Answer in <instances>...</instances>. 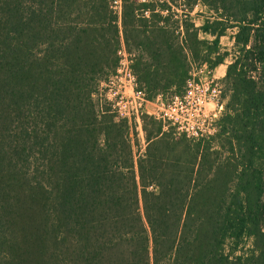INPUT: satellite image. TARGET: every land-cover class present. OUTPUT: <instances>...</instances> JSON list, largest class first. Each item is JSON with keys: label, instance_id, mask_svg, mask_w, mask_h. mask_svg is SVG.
I'll list each match as a JSON object with an SVG mask.
<instances>
[{"label": "trees", "instance_id": "trees-1", "mask_svg": "<svg viewBox=\"0 0 264 264\" xmlns=\"http://www.w3.org/2000/svg\"><path fill=\"white\" fill-rule=\"evenodd\" d=\"M202 1L216 19H184L182 42L154 2L121 5L139 90L222 63L237 28L216 136L154 119L135 159L128 120L93 98L118 64L114 0H0V264H264V0ZM244 236L255 250L225 252Z\"/></svg>", "mask_w": 264, "mask_h": 264}, {"label": "rangeland", "instance_id": "rangeland-1", "mask_svg": "<svg viewBox=\"0 0 264 264\" xmlns=\"http://www.w3.org/2000/svg\"><path fill=\"white\" fill-rule=\"evenodd\" d=\"M138 2L152 1L154 7L166 19H162L160 24H166L177 30L178 40L184 36L183 22L188 19L195 26H201L202 23L209 18L210 21L215 20L217 13L215 8L205 5L202 0H137ZM124 0H117L114 10L119 14L118 25L120 43L118 46V64L114 71H111L100 80L96 91L93 94L94 100L97 102L98 108H104V103L108 104L115 111L116 118H122L118 113L119 97H114L111 92H108L109 78H113L114 83L124 80L125 73L130 72L133 81L136 82V75L132 69L134 57L137 55L136 49H130L128 43L123 38L121 27V5ZM165 4L162 7V4ZM233 24H227L226 31L219 38V52H227L224 61L214 67H210L206 62L192 61L190 64V72L183 85L176 89L175 87L165 88L159 91L139 90L138 85H133L135 90L143 93L142 99H130L131 90L127 89L125 96L122 97L123 102L119 103L121 110L129 111L128 120L129 135L133 145V153L135 159L141 156L146 150L145 134L150 128H154L153 120L161 121L163 130L172 131L174 135L180 136L184 133L196 135L202 132L209 137H215L218 132L217 120L225 111V104L228 102L229 85L224 80L227 65L232 61V57L236 53L234 43V35L237 31L236 27H231ZM218 26V24H217ZM128 34L132 33L128 31ZM202 38L212 39L211 35L199 33ZM262 72V65L257 64V68L249 73L258 78ZM177 95V96H176ZM203 100V101H201ZM115 105V107H114ZM107 107V105H106ZM165 115V120L157 119L155 116ZM168 116H172L168 117ZM177 126V127H176ZM212 148L221 153L222 159L226 154V149L218 147L217 141L212 140ZM264 176V174H263ZM264 200V190L262 193ZM261 228L264 230V223ZM225 252L230 256H236L242 253L255 250V240L252 236H244L236 244L230 240L225 243Z\"/></svg>", "mask_w": 264, "mask_h": 264}, {"label": "built area", "instance_id": "built-area-1", "mask_svg": "<svg viewBox=\"0 0 264 264\" xmlns=\"http://www.w3.org/2000/svg\"><path fill=\"white\" fill-rule=\"evenodd\" d=\"M114 4L116 6L117 0H114ZM133 77L130 72L125 73V78L123 81L114 83L113 78H109L108 84L106 85L108 87V92H111L114 97H119V101H116L115 104L118 105V113L122 116V118L129 117V111H123L121 110V106L119 103L123 102L122 97L125 96V92L127 89L131 90L130 99L134 100L135 98L142 99L143 93L141 91L135 90L134 86L136 84L135 80L133 81ZM177 96V95H176ZM203 101V100H201ZM115 107V105H114ZM114 111V110H113ZM115 112V111H114ZM165 115H167V112H164V115L155 116L157 119L165 120ZM117 116V115H116ZM171 117L172 116H168ZM177 127V126H176ZM187 137H200L204 136L202 132H198L196 135H191L189 133H184ZM207 136V135H205Z\"/></svg>", "mask_w": 264, "mask_h": 264}]
</instances>
